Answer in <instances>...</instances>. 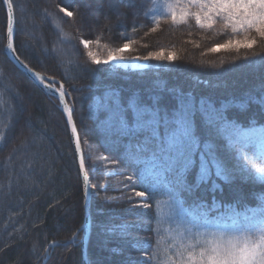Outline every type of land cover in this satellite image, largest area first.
Returning a JSON list of instances; mask_svg holds the SVG:
<instances>
[{
  "label": "trees",
  "instance_id": "obj_1",
  "mask_svg": "<svg viewBox=\"0 0 264 264\" xmlns=\"http://www.w3.org/2000/svg\"><path fill=\"white\" fill-rule=\"evenodd\" d=\"M78 4L79 0H13V42L21 61L63 85L74 109L91 189L88 264H135L144 256L154 257L150 264H171L178 259L179 246L191 243L183 238V225L202 224L205 212L209 220L221 217L257 234L264 232V181L252 167H264V154L256 141L240 134L264 125V43L258 34L233 33L219 19L212 28H201L192 16L175 22L162 15L153 21L148 15L153 0H122L127 15L119 20L101 16L99 25L80 29L57 7L73 11ZM5 11L0 2V264H37L50 242L63 243L73 236L71 243L54 246L43 264H83L77 231L83 221V189L69 131L57 100L9 60ZM246 35L257 38L251 49L209 51ZM84 40L90 41L87 47ZM124 43L129 44L123 53L127 57L163 49L165 55L175 53L176 60L149 59L146 67L131 70L97 65L88 55L92 52L102 60L103 53H115ZM116 94L125 109L133 97L139 107L160 97L161 115L166 112L170 121L181 94L195 97L197 158L208 144L207 151L229 179L213 174L196 186L194 169L184 178L185 188L176 184L175 173L165 174L169 183L160 182L148 165L135 162V150L126 147L130 139L150 133L141 130L133 138L115 131L105 105ZM201 99L205 109L211 103L216 111L201 112ZM125 115L131 128V110ZM174 127L170 124L168 130ZM159 130L163 141V125ZM130 175L136 177L132 182L126 180ZM133 187L153 192V198L133 197L129 202L120 190L131 194ZM138 203H148L150 211L131 207ZM124 221L128 225L121 227ZM113 248L120 251L114 253ZM96 251L101 254L98 261L93 260Z\"/></svg>",
  "mask_w": 264,
  "mask_h": 264
},
{
  "label": "snow or ice",
  "instance_id": "obj_2",
  "mask_svg": "<svg viewBox=\"0 0 264 264\" xmlns=\"http://www.w3.org/2000/svg\"><path fill=\"white\" fill-rule=\"evenodd\" d=\"M7 5L5 11L6 17V34L8 38L7 48L13 49V38L17 31L15 24L17 18L14 13L13 0H0ZM189 4L198 8V11L191 13L195 17L196 24L201 28H212L217 19L222 21L224 28H231L233 33L244 32L248 33L254 30L258 37L261 38V43H264V0H189ZM131 7V5H128ZM61 13H65L67 17H72L79 23L80 29H90L93 25H99L101 16L104 20L111 17H120L128 13L122 10V0H79L78 6L73 11H68L67 8L57 5ZM99 13V15L97 14ZM181 19L189 15L187 9H183L180 13ZM173 21L176 20V13L173 12ZM155 29H153L154 31ZM87 47L90 41H82ZM257 44L256 36H245L242 40L228 39L224 43L213 45L209 51L216 53L222 49L240 48L251 49ZM129 48L128 43H124L123 47L115 49V54L109 52L107 59L100 60L92 52L88 55L97 65L108 64L115 60L125 59L123 53ZM19 58L17 57V60ZM145 61L149 59L166 60L173 62L176 60L175 53L164 54L163 49L160 51L149 52L147 56L139 57ZM251 59V58H247ZM22 64V62H21ZM22 67H27L22 64ZM146 67V65H139ZM29 71H31L29 69ZM38 81L48 80L45 85L53 94L59 93V99L64 100L67 92L63 85L54 88L57 83L48 77L41 76L40 73H33ZM110 103L105 107L109 112V119L113 121L115 131L125 137H135L136 133L141 130L148 131L150 134L143 136L142 139H130L126 145L129 152L135 150V162L148 165V171L158 178L160 182L169 183L166 178V173L176 174V184L180 188H185V176L190 171L196 169V186L201 182H207L214 174L224 180L229 179L220 163L210 152L209 145H204V151L199 153V141L194 132V117L197 111L196 100L191 94L187 97L179 96L178 106L172 109L173 119L170 121L168 115H161V98L153 97L149 106L139 107L137 99L133 97L129 100L127 109L123 108L120 103L119 95L113 99L109 96ZM130 109L135 120L132 127H129V120L126 118V111ZM201 112H215V108L211 103L205 109V101L201 99ZM74 109L69 108L64 104V112L67 113V122L73 120ZM223 119V116H220ZM174 124L175 127L169 131V125ZM163 125L165 130L164 140L161 139L160 127ZM77 129L73 125L72 132L76 133ZM39 156V152L36 153ZM245 160H248L245 157ZM83 161L79 167L83 169ZM255 172L259 174V178L264 181V167H256L252 165ZM214 170V171H213ZM87 179V176H85ZM136 177L128 176L126 180L132 182ZM96 187V186H93ZM100 187H105L101 185ZM129 184H125V188ZM213 187H218L213 183ZM121 195L129 202L133 197L142 199H152L153 192L136 191L132 188L131 194L120 190ZM105 200L108 197H104ZM133 209H143L150 211L148 203L132 204ZM145 213H141L144 215ZM203 223H185L183 230L186 233L184 240L190 241L188 245L181 244L175 253L178 259L172 260L171 264H264V232L257 234L256 230L249 226H239L233 221L232 224L222 221L221 217H216L213 220L208 219V213H202ZM261 224H264V218L261 219ZM128 225L124 221L120 226ZM197 229L193 232V229ZM151 225L149 223V230ZM239 232V235L235 233ZM112 251H120L118 248H113ZM154 259L153 256H144L136 258L135 264H150Z\"/></svg>",
  "mask_w": 264,
  "mask_h": 264
},
{
  "label": "water",
  "instance_id": "obj_3",
  "mask_svg": "<svg viewBox=\"0 0 264 264\" xmlns=\"http://www.w3.org/2000/svg\"><path fill=\"white\" fill-rule=\"evenodd\" d=\"M4 6H5V9H6L7 5L4 4ZM8 42L9 41H8L7 34H6V54H7L8 58H9V60L12 62V64L17 69H19L22 73H24L38 87H40L42 90H44L45 92L49 93L50 95H52L53 97H55L57 99L58 106L60 108V111H61V113L63 115V118L65 120L66 126L68 128L70 139H71V143H72V147H73V151H74V155H75V159H76V163H77V167H78L79 174H80V179H81V183H82V189H83V221H82V223H81V225H80V227L78 228L77 231H81L80 246H81L82 262H83V264H88V262H87V246H88L89 226H90V198H91V190H90L89 179H88V176L86 174L83 154L81 152V148H80V145H79V142H78V139H77V135H76V133L72 132V126L74 125V121L72 120L71 123H68L67 122V113L64 112V104H67V106L69 108H71V107H70V105L67 102L66 96H65L64 100L61 101L59 99V93L58 92L53 94V92L51 90H49L48 88L45 87V85L49 82L48 80H44V81L41 82V81H38L36 79V77L33 75V73H37V71L31 69L23 61H21V59L17 56V54L15 52L14 42L13 41H12L13 42V49L10 51L7 48ZM17 57L19 58L18 60H17ZM21 62H22L23 65H26L27 67H22ZM29 69L31 71H29ZM41 76H43V75H41ZM54 88H56V87L54 86ZM81 161H83V164H84L83 169H81L79 167ZM85 176H87V179H85ZM73 240H74V236L71 237L66 242H63V243H59V242H56V241L50 242L45 248V257L39 264H43L45 262V260L48 258L50 250L54 246L59 245V244L71 243Z\"/></svg>",
  "mask_w": 264,
  "mask_h": 264
},
{
  "label": "rangeland",
  "instance_id": "obj_4",
  "mask_svg": "<svg viewBox=\"0 0 264 264\" xmlns=\"http://www.w3.org/2000/svg\"><path fill=\"white\" fill-rule=\"evenodd\" d=\"M183 9H187L189 12L188 16H192L195 19V17L191 15V13L198 11V8L193 5H190L189 0H153V5L149 10L148 15L153 21H155L158 17L162 15H168L173 20L172 18L173 12H175L176 13L175 22H178L185 19V18L181 19V15H180ZM94 26L95 25H93L92 27ZM108 53L109 52L106 51L105 53L102 54L103 57L102 60L107 59ZM124 57L125 59L123 60H115L108 63L107 65L111 67H118L122 69H131V70L144 68V67H139V65L147 66V61L143 59H137L136 57H127L126 55H124ZM240 134L243 137L250 138L252 141H256L260 145L261 151L264 154V125L245 128L240 132ZM24 180L29 182L31 181L28 180L27 178H25ZM89 230H90V226H89ZM100 256L101 254L98 251L94 252L93 260L98 261V258H100Z\"/></svg>",
  "mask_w": 264,
  "mask_h": 264
}]
</instances>
